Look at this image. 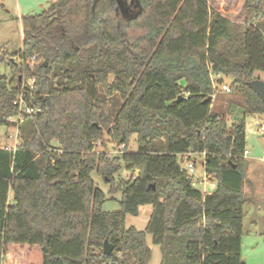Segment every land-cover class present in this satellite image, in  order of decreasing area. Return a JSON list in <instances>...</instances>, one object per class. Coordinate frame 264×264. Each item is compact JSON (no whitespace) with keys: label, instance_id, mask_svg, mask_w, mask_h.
<instances>
[{"label":"trees","instance_id":"trees-1","mask_svg":"<svg viewBox=\"0 0 264 264\" xmlns=\"http://www.w3.org/2000/svg\"><path fill=\"white\" fill-rule=\"evenodd\" d=\"M209 2L52 0L22 16L21 50L0 47V64L11 68L0 75V125L20 138L0 145V264H149L147 233L161 264H246V124L229 125L211 108L215 80L232 76L225 92L264 113L254 89L264 73V0H244L243 22ZM31 77L25 100L42 112L10 121ZM105 133L126 151L96 152ZM204 152L211 193L193 187L180 164ZM122 168L134 174L117 182ZM93 171L122 190L117 211L102 209ZM147 204L146 229L126 227Z\"/></svg>","mask_w":264,"mask_h":264},{"label":"rangeland","instance_id":"rangeland-1","mask_svg":"<svg viewBox=\"0 0 264 264\" xmlns=\"http://www.w3.org/2000/svg\"><path fill=\"white\" fill-rule=\"evenodd\" d=\"M210 6L215 7L229 18L243 22L245 16L244 0H210ZM129 14L137 10L136 6L129 7ZM9 17L6 12L0 8V47L7 46L13 53H17L22 48V36L16 22L15 11H12ZM121 17L115 20L119 31L123 29ZM128 18V17H124ZM0 75L10 76L11 68L7 63L0 64ZM256 75L264 82V73L257 72ZM232 76H219L215 83L218 89L213 98L211 114L222 115L231 125L241 119L246 124L247 150L250 153L246 156L245 174L249 180L245 186L247 201L245 204L244 236H243V257L246 264H264V113H252L248 111L243 103V98L237 94L226 93L223 84L231 86L234 82ZM23 81V79H22ZM6 127L0 125V145L5 147H16L20 143L18 137V128L10 125ZM52 145L57 146L56 141ZM131 149L135 151L137 144L135 137L131 139ZM95 151L105 152L110 157H115L126 151V145L120 144L116 139L105 133L104 137L97 141ZM192 160H196V174L203 173L201 165L202 155L191 154ZM181 159V156H180ZM189 158L185 157L184 161L180 160L183 168L187 167ZM134 173L126 168H122L117 175V182L120 179H128ZM96 186L105 193V200L102 204L104 211L112 212L120 208L122 199V190L117 188L112 191V186L96 171L92 172ZM203 190L202 185L199 186ZM207 191H212L210 182ZM153 212V206L150 204L142 205L137 215L128 214L126 216V227H135L138 230H145L150 216ZM147 242L152 250V258L149 264H161L162 252L159 245L153 243L152 235L147 233Z\"/></svg>","mask_w":264,"mask_h":264},{"label":"built area","instance_id":"built-area-1","mask_svg":"<svg viewBox=\"0 0 264 264\" xmlns=\"http://www.w3.org/2000/svg\"><path fill=\"white\" fill-rule=\"evenodd\" d=\"M36 57L32 56L31 60H35ZM35 82H36V77H31V78H24L22 81V91L18 95V98L15 101V104L17 105L18 108V115L15 117H11L10 121H16L19 122L22 120L24 117V114H33V113H39L42 112L41 107H35L33 105H29L27 101L25 100V94L28 93L29 91L32 92L35 90ZM224 91L229 92L230 88L226 85L223 86ZM19 133V131H18ZM250 153L249 150L245 151V156H247ZM187 157V156H186ZM205 164H206V153L204 152L202 154V160H201V165L203 167V173L201 175L196 174V165L197 163L194 160L189 159V162L187 164V167L183 168L186 170V172L192 177L191 184L195 188H199L200 185L203 187V192L204 193H211L213 192L216 187H217V182L214 180H211L206 172L205 169ZM210 182V187L212 188V191H207V186L208 183ZM200 189V188H199Z\"/></svg>","mask_w":264,"mask_h":264},{"label":"crops","instance_id":"crops-1","mask_svg":"<svg viewBox=\"0 0 264 264\" xmlns=\"http://www.w3.org/2000/svg\"><path fill=\"white\" fill-rule=\"evenodd\" d=\"M52 0H0V8H2L6 12V16L10 18V10L15 11L16 22L18 23V29L22 36V47L24 40V32L22 26V16L26 14L39 13L44 8L48 7L49 3ZM3 6V7H2ZM245 220V219H244ZM262 234L264 235V228L262 229ZM242 259L245 261L243 257V239H242V250H241Z\"/></svg>","mask_w":264,"mask_h":264},{"label":"water","instance_id":"water-1","mask_svg":"<svg viewBox=\"0 0 264 264\" xmlns=\"http://www.w3.org/2000/svg\"><path fill=\"white\" fill-rule=\"evenodd\" d=\"M120 3H122V0H119ZM255 91L264 99V82L260 80V77L258 81L254 84ZM179 98H182L181 96ZM154 187V186H153ZM114 250V244L110 243L108 240L105 241L103 251L106 255H109ZM219 264V263H216Z\"/></svg>","mask_w":264,"mask_h":264}]
</instances>
